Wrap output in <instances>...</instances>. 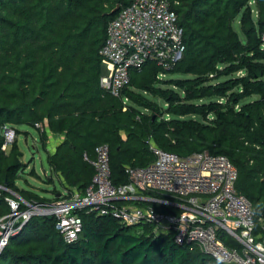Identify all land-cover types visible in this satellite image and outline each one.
I'll return each mask as SVG.
<instances>
[{
  "label": "trees",
  "instance_id": "1",
  "mask_svg": "<svg viewBox=\"0 0 264 264\" xmlns=\"http://www.w3.org/2000/svg\"><path fill=\"white\" fill-rule=\"evenodd\" d=\"M129 1L0 0V126L23 136L35 130L46 152L49 133L62 134L46 161L62 187L81 191L94 174L83 154L94 158L100 144L109 148L113 184L127 182V166L154 160L150 142L183 157L225 155L264 230V0H167L182 28L181 57L170 68L147 62L131 71L113 96L100 86V50L111 10ZM2 142L0 133V184L28 201L57 199L58 189L47 198L16 184L27 163L17 140L8 152ZM7 194L0 191V216L9 211ZM79 215L82 232L72 242L53 216H33L1 251L0 264H223L150 224Z\"/></svg>",
  "mask_w": 264,
  "mask_h": 264
},
{
  "label": "built area",
  "instance_id": "2",
  "mask_svg": "<svg viewBox=\"0 0 264 264\" xmlns=\"http://www.w3.org/2000/svg\"><path fill=\"white\" fill-rule=\"evenodd\" d=\"M183 51L182 28L167 0H130L108 22L100 86L119 96L131 71L147 62L170 68ZM0 133L6 152L15 129L5 124ZM149 148L154 160L127 166V182L113 184L109 148L96 146L94 158L83 154L94 168L91 183L83 191L64 188L50 202L28 201L0 184L9 207L0 216V253L33 216H53L64 241L72 242L83 228L79 212L88 210L127 225L150 224L156 234H171L175 243L223 264H264V230H257L251 202L235 187L237 170L228 157L207 151L183 157L152 142ZM118 200L130 202L119 206Z\"/></svg>",
  "mask_w": 264,
  "mask_h": 264
},
{
  "label": "rangeland",
  "instance_id": "3",
  "mask_svg": "<svg viewBox=\"0 0 264 264\" xmlns=\"http://www.w3.org/2000/svg\"><path fill=\"white\" fill-rule=\"evenodd\" d=\"M234 28L240 32L238 19L234 21ZM103 71L105 72L106 67L103 65ZM177 77L179 75H160V78L165 79L169 77ZM153 100L163 105L162 100L151 97ZM31 134L28 136L16 135L15 140L18 141L19 148L23 155L20 160L23 163H27L25 170H20L17 175L16 184L19 187L29 188L37 191L41 196L51 198L53 196V190L58 189L62 191L64 187L58 180V178L52 174L46 161L47 152H52L55 146L64 139L62 134H51L48 135L46 144L47 152L41 147L40 140L35 130L29 129ZM9 149L6 150L8 152ZM34 168L35 172L39 177L31 175L30 170ZM52 175L53 183H46L44 180H48V176Z\"/></svg>",
  "mask_w": 264,
  "mask_h": 264
},
{
  "label": "water",
  "instance_id": "4",
  "mask_svg": "<svg viewBox=\"0 0 264 264\" xmlns=\"http://www.w3.org/2000/svg\"><path fill=\"white\" fill-rule=\"evenodd\" d=\"M119 5H116L112 10H111V12H110V14H114V13H116L118 10H119ZM59 195V194H58Z\"/></svg>",
  "mask_w": 264,
  "mask_h": 264
},
{
  "label": "crops",
  "instance_id": "5",
  "mask_svg": "<svg viewBox=\"0 0 264 264\" xmlns=\"http://www.w3.org/2000/svg\"><path fill=\"white\" fill-rule=\"evenodd\" d=\"M53 151V150H52ZM20 188H23V187H20ZM60 192H58L56 195L58 196V194H59Z\"/></svg>",
  "mask_w": 264,
  "mask_h": 264
}]
</instances>
